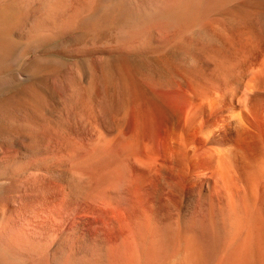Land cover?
Segmentation results:
<instances>
[{"label": "bare ground", "instance_id": "obj_1", "mask_svg": "<svg viewBox=\"0 0 264 264\" xmlns=\"http://www.w3.org/2000/svg\"><path fill=\"white\" fill-rule=\"evenodd\" d=\"M253 16L264 18V0H0V70L27 46L81 32L111 35L103 55L178 52L172 82L123 73L114 129L51 146L41 126L21 124L33 178L0 211V264H264Z\"/></svg>", "mask_w": 264, "mask_h": 264}, {"label": "rangeland", "instance_id": "obj_2", "mask_svg": "<svg viewBox=\"0 0 264 264\" xmlns=\"http://www.w3.org/2000/svg\"><path fill=\"white\" fill-rule=\"evenodd\" d=\"M253 17L249 26L261 38L263 35L259 41L264 42V18ZM248 21H244L245 26ZM244 22L237 21L239 25L234 23L233 27L252 32ZM112 41L109 33L97 37L83 32L63 35L34 48L27 46L20 57H12L6 62L8 66L0 70V211L5 217L13 197L33 178L29 141L21 124L41 126L46 133L44 142L57 146L64 137L84 127L114 129L125 110L117 98V82L128 70L135 77L174 80L171 65L178 52L173 47L159 55H141L134 60L121 53L103 55L101 49ZM192 52L199 56L195 50ZM23 264H30L29 258Z\"/></svg>", "mask_w": 264, "mask_h": 264}]
</instances>
